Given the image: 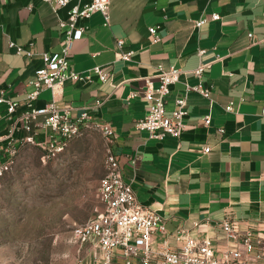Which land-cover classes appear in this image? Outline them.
<instances>
[{
    "label": "crops",
    "instance_id": "crops-1",
    "mask_svg": "<svg viewBox=\"0 0 264 264\" xmlns=\"http://www.w3.org/2000/svg\"><path fill=\"white\" fill-rule=\"evenodd\" d=\"M76 3L57 12L42 0H8L0 7V90L20 103L18 114L26 109L27 83L43 66L42 53L60 51L59 23ZM213 14L220 19L211 20ZM201 19L209 21L197 28ZM84 23L87 31L74 43L71 70L90 75L92 81L65 82L56 89V103L78 112L103 102L93 119L111 124L110 148L138 201L166 220L167 233H155L154 246L167 242L176 251L194 237L210 238L217 252L234 247L222 231L226 217L241 232L261 230L264 0H111L109 25L101 13ZM152 27L158 28L159 42H153ZM119 39L125 50L134 52L130 61L119 60ZM10 40L31 50L33 57L17 55L8 47ZM200 64H210L204 79L212 87L211 99L191 92L180 138L158 141L138 131L136 122L148 111L144 97L148 82L159 86V67L184 72L168 97L171 114L187 86L198 85L190 72ZM95 66H103L111 78L100 81ZM52 99V90L44 89L34 104L41 107ZM229 105L232 112L226 111ZM6 114V105L0 104V133L6 130ZM207 115L212 117L208 127ZM205 146L211 148L209 153H204ZM197 223L206 226L198 229ZM84 247L85 264H95L94 249Z\"/></svg>",
    "mask_w": 264,
    "mask_h": 264
},
{
    "label": "built area",
    "instance_id": "built-area-1",
    "mask_svg": "<svg viewBox=\"0 0 264 264\" xmlns=\"http://www.w3.org/2000/svg\"><path fill=\"white\" fill-rule=\"evenodd\" d=\"M49 3L54 12L68 7L73 0H42ZM8 0H0V7ZM111 0H90L84 3L77 0L68 10L67 19L60 20L59 27L63 30L61 49L58 52L42 53L43 66L35 72V78L27 83L26 109L18 114L20 103L0 90V104L6 105V130L0 133V184L11 172L21 152L29 147H38L48 158L54 159L63 153L69 144L91 130L99 131L106 140L107 154L105 160V176L99 188V198L103 210L89 222L77 226L71 233L73 243L94 249L95 264H257L264 261V227L257 232L246 230L241 232L235 221L226 217L222 221V231L227 241L236 244L217 252L210 238L197 239L188 237L179 250L170 249L167 242L154 246V234L167 233L166 220L156 211L143 206L137 197L133 183L126 180L124 170L118 156L110 148L114 129L108 122H98L93 119V112L100 108L102 101L96 107L84 108L78 112L69 107L62 109L56 103V89L67 81L88 83L90 75H82L71 70V54L74 43L81 40L87 31L85 21L95 13H101L105 24H110ZM220 19L219 14H213L211 20ZM209 20L196 22L197 28H202ZM153 42L161 40L158 28L149 29ZM252 37V34L249 35ZM119 60L130 61L133 51L125 50L124 40L117 41ZM8 47L17 55L33 57L31 50L10 40ZM200 50L199 54H204ZM210 64H200L190 73L199 83L187 86L186 91L175 100V108L168 114L167 103L172 87L180 81L183 70L176 67L164 70L159 67L157 78L159 86L154 87L149 81L145 91L148 111L144 118L136 122V129L146 132L150 139L163 141L167 138H180L186 128L188 116V97L191 92L211 99L212 87L205 83V72ZM95 75L103 83L111 78V73L103 66H95ZM44 89L53 93L52 101L38 107L34 103ZM226 111L232 112L229 105ZM264 116V108L262 110ZM205 125H211L212 117L204 118ZM224 133V129H220ZM210 147L205 146L204 153H209ZM200 229L206 224L197 223Z\"/></svg>",
    "mask_w": 264,
    "mask_h": 264
},
{
    "label": "rangeland",
    "instance_id": "rangeland-1",
    "mask_svg": "<svg viewBox=\"0 0 264 264\" xmlns=\"http://www.w3.org/2000/svg\"><path fill=\"white\" fill-rule=\"evenodd\" d=\"M107 143L91 130L54 159L23 150L0 184V264H85L71 233L103 209Z\"/></svg>",
    "mask_w": 264,
    "mask_h": 264
}]
</instances>
